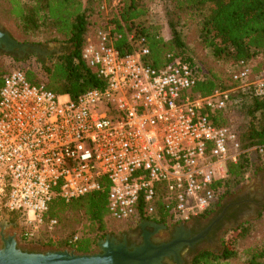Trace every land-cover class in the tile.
Segmentation results:
<instances>
[{
    "label": "built area",
    "instance_id": "2783aa9c",
    "mask_svg": "<svg viewBox=\"0 0 264 264\" xmlns=\"http://www.w3.org/2000/svg\"><path fill=\"white\" fill-rule=\"evenodd\" d=\"M113 40L99 29L83 47L81 58L105 84L77 99L30 84L19 68L3 78L0 224L20 213L26 241L58 226L44 219L53 198L99 190L102 179L115 220L136 224L138 214L153 216L158 206L170 221L202 216L217 204L216 185L241 153L234 130L209 117L226 107L230 89L199 96L192 91L202 78L197 65L169 53L157 67L143 37L125 53ZM233 79L242 92L264 96V70L254 74L241 60Z\"/></svg>",
    "mask_w": 264,
    "mask_h": 264
},
{
    "label": "trees",
    "instance_id": "16d2710c",
    "mask_svg": "<svg viewBox=\"0 0 264 264\" xmlns=\"http://www.w3.org/2000/svg\"><path fill=\"white\" fill-rule=\"evenodd\" d=\"M152 2L0 0V25L9 26L16 40L65 45L64 52L53 53L46 59L35 54L18 58L16 54L0 50V88L10 71L5 61L7 56L27 63L25 68L19 69L24 71L30 84L77 99L85 91L105 84L97 69L87 66L81 58L94 29L109 27L113 44L122 53L131 51V43L143 37L149 49L147 58L154 66L167 63L169 53L198 66L202 78L193 88L194 93L207 96L215 90H231L226 107L209 114L214 124L234 130L241 149L236 162L228 163V177L216 185V195L221 199L238 191L248 172L259 171L264 163V96L258 98L242 92L233 79L241 60L251 66L254 74L264 70V0H161L171 31L169 39L160 35L157 25L139 24V20L149 14ZM193 28L194 37L209 51L210 61L206 65L183 38V34ZM220 64H228L229 68L220 69ZM253 147L255 149H251ZM108 191L109 184L102 179L99 190L67 202L55 197L49 202L44 219H56L58 224L71 229L66 245L78 253L91 252L98 239L111 234L109 221L113 218L107 210ZM10 216L16 220L20 213L11 212ZM147 218L170 221L161 206L153 216L138 214L135 220ZM77 224H81V228L76 233ZM263 258L264 217L259 213L226 231L219 251L199 250L190 264H259Z\"/></svg>",
    "mask_w": 264,
    "mask_h": 264
},
{
    "label": "water",
    "instance_id": "95a60500",
    "mask_svg": "<svg viewBox=\"0 0 264 264\" xmlns=\"http://www.w3.org/2000/svg\"><path fill=\"white\" fill-rule=\"evenodd\" d=\"M0 50L25 58L30 54L48 55L41 45L16 40L7 30L0 28ZM8 215L0 224V264H161L165 256L173 255L179 261L184 241L179 237L169 243L155 245L150 242V233L144 232L142 244L128 246L110 235L96 241L97 249L92 252L78 253L74 249L47 248L27 250L18 246L15 235H4L8 226ZM146 222H140L145 225ZM157 227L155 223H150Z\"/></svg>",
    "mask_w": 264,
    "mask_h": 264
},
{
    "label": "rangeland",
    "instance_id": "374dc122",
    "mask_svg": "<svg viewBox=\"0 0 264 264\" xmlns=\"http://www.w3.org/2000/svg\"><path fill=\"white\" fill-rule=\"evenodd\" d=\"M115 3V2H113ZM108 8L106 7L105 11L107 12ZM106 17V16H105ZM105 17L103 18L105 20ZM140 25H157L159 27L160 35L165 38L169 39L171 38V31L169 26L167 25L166 15L163 9V5L161 3V0H153L150 9L149 14L139 20ZM2 29L7 30L10 33V28H8L6 25L2 24L0 25ZM101 28H96L92 31L91 35L88 37V40L95 39L97 35V31ZM109 27L106 29H103L105 31H108ZM195 29L188 30L183 34L184 40L189 42V47L196 53L198 58L201 59V62L203 64H207L210 61L209 51L202 47L201 42L195 38ZM47 45H50L49 50L52 47L56 48V51L54 53L59 54L61 52H64L65 45L58 43V42H50L47 43ZM48 50V51H49ZM47 52V51H46ZM148 60H150L148 58ZM6 64L8 65L9 70H12L14 68H25L27 66V63L24 61H13L9 57H5ZM220 69H225L226 67L229 68L228 64H220ZM236 119V118H235ZM253 153V151L251 152ZM245 196L248 195L249 198H254L255 200H261L264 197V163L263 167L256 172L250 171L247 174V177L243 183V185L239 188L238 191L235 193L226 195L222 197L221 199L218 198L217 204L215 207L206 213L204 217V221L206 222L208 218H212V216L215 215V212H217L222 205L225 204V202L228 200V198H231L232 196ZM251 195V197H250ZM253 196V197H252ZM259 213H262L264 217V202L260 205V207L253 209L252 212L245 214L244 216L240 217L238 220H236L233 223L225 224L222 223L221 230L219 232V239L212 244L202 243L199 244L197 249H209L212 251H219L221 249V238L223 234L228 231L229 229L237 226L239 223L249 220L252 217H255ZM216 221V220H215ZM8 226L4 229V235H15L18 246L22 249L27 250H45L47 248H56V249H73L72 247L66 245L65 240H67L68 235L70 233L69 228L63 227L60 223L56 228L53 230H47L46 227H43L41 230L40 235L30 241H26L21 238L20 235V229L23 226L24 218L19 217L16 220H14L10 215H8L7 218ZM128 222L125 223V221H117L110 219L109 221V230L111 234L117 233L123 229H125L128 226ZM76 227V233L80 232L81 224L75 225ZM2 244L1 238H0V245ZM97 249V246L95 245L94 249L92 251H95ZM188 259V257L186 258ZM189 262V259L187 260V264ZM249 264V263H244ZM259 264H264V258L261 260Z\"/></svg>",
    "mask_w": 264,
    "mask_h": 264
},
{
    "label": "flooded vegetation",
    "instance_id": "af4514ba",
    "mask_svg": "<svg viewBox=\"0 0 264 264\" xmlns=\"http://www.w3.org/2000/svg\"><path fill=\"white\" fill-rule=\"evenodd\" d=\"M41 47L42 50L46 52L49 50L50 45L45 44L41 45ZM50 50L48 55L37 54V56L46 59L56 51V48L52 47ZM263 202L264 197L261 200H255L254 198H249L248 195H235L228 198L225 204L215 212V215L212 216V218H208L206 222L203 220L205 216L193 217L187 222H162L161 220L147 218L142 220L146 222L143 226L140 225L142 221L136 224L128 223L129 225L125 229L110 235H112L116 241H125L128 246H138L142 244L144 241V232L150 233V242L155 245L169 243L180 237L184 241V244L180 250L179 261H176L174 256L170 255L165 256L161 264H187L186 262L188 259V264H190L196 252L201 250L197 249L199 244H212L219 239L218 235L223 225L222 223L230 224L235 222L245 214L252 212L253 209L260 207ZM152 222L155 223L157 227L150 224ZM187 257L188 259H186Z\"/></svg>",
    "mask_w": 264,
    "mask_h": 264
}]
</instances>
